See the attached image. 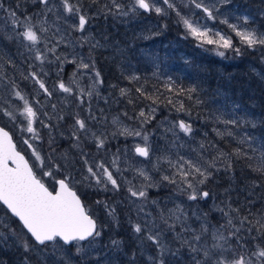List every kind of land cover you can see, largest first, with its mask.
I'll return each mask as SVG.
<instances>
[{"label":"snow or ice","instance_id":"6c2138e0","mask_svg":"<svg viewBox=\"0 0 264 264\" xmlns=\"http://www.w3.org/2000/svg\"><path fill=\"white\" fill-rule=\"evenodd\" d=\"M38 2L44 5L45 15L52 14L57 21H63L66 26L70 27L72 32L81 34L82 39L79 42L81 48L89 44L90 38L83 34L94 17L85 14L80 0H38ZM218 2H227V0H127V3H124V0H110V3L105 6V11L108 16L119 17L154 12L161 18H170L174 13L175 25L184 29L185 37L190 36L196 39L201 47L215 46L220 56L225 55V51H219L220 48L231 50L236 56L241 55L244 48H264V33L249 27V17L247 15L242 18L236 17V23H230L227 18L219 19ZM16 7L18 8L19 5L17 4ZM0 11L6 14L5 21L14 33V38L27 42L24 46L34 52L35 61L40 62L41 65L57 64L60 72H63L66 64L75 66L70 82L65 83L64 80L58 79L53 90H49L37 72H30L23 79L30 78L34 84L39 85V89L49 99L57 94V90L59 93L66 94L64 104L69 107H71L70 101H75L77 107H81L85 103V97L90 100L94 95H99L96 86L103 84V79L100 71L96 70L95 61L84 56L82 52L78 56L73 55L72 59H69L67 54H58L61 44L70 43L75 49V42L65 41L64 38L65 35H71V33H61L57 28L59 35L54 38V41H42L40 33L49 31L43 26L46 21L33 23L32 16L22 13L18 15L15 9H5L2 3H0ZM208 22H212L211 25ZM217 22L225 25L227 31L216 27ZM234 40H238V44L234 43ZM41 43L44 45L43 48L38 47ZM102 46L99 41H96L90 44L89 48L91 51ZM49 54H51V59ZM42 74L48 75V73ZM77 76L87 77L92 81L87 90L80 87ZM128 79L138 80L139 77L132 75ZM9 84L11 86L10 95L22 101V107L13 115L6 107L0 105V113L8 116L14 123L19 118L22 131L31 133L32 140L41 139L33 126L39 120L37 109L18 90L15 81H8L5 86ZM169 90H171V84H169ZM136 91L141 96H145L141 88H137ZM185 91L191 99V94L195 89L181 88L179 90L180 93ZM120 94L126 95L127 89H120ZM145 98L152 99V97ZM129 103L132 101L129 100ZM51 107L55 114L57 105L52 104ZM88 111L87 119L81 118L79 113L56 116L58 122L68 119L72 121L69 138L73 141L72 147L80 152L79 162L83 165L82 171L86 170L82 181L74 182L71 172L68 175L60 172L61 167L72 168L77 163L76 160H69L67 154H62L61 159L65 161L64 165L53 164L51 156L47 158L46 163L45 158L33 147V144L29 140L24 141L32 149L35 159L40 162L39 168L44 177L53 176L56 173L61 175L62 178L56 180L58 187L52 191H49L41 179L37 178L33 168L29 167L28 161L15 151L9 133L0 128V203L6 206L13 217L18 218L22 226L21 230H26L20 242V247L25 253L24 264H31L29 253L36 254L41 264H49V260L51 264H74L76 257H79L81 264H112L111 259L104 254V249L99 244L102 239V229L97 226V220L86 209L81 196L73 188L83 183L86 187L94 186L105 192L109 188L114 192H119L122 184L118 182L114 173L119 174L120 180H123L124 172L127 170L134 171L135 175L144 181L139 188L129 181L127 196L130 205H138L137 219L136 221L129 219V227L140 241L138 247L142 251L151 252L146 264H181V260H184V264H264V217L256 220L254 225L249 217H243L237 222L236 217L232 215L237 210L228 205L229 211L217 208L226 218V222L214 226L209 222L208 214H200L197 209L191 214L196 217L200 227L193 228L188 223L189 215L183 204L167 208L166 205L161 206L159 201L153 200L151 205L156 210L155 214L145 211V205L148 203L147 190L159 187L163 183L175 186L182 196L187 194L188 201L206 200L210 193L200 191V187L211 178L212 169L215 168L214 162L204 165L200 161L194 162L184 156L173 160L170 155H162L157 157L153 168L162 171L163 165L167 164L171 174H162L160 181L154 182L153 176L146 168H133L131 164H128L126 169H122L120 167L122 159L119 154H113L108 164L104 160L90 161L92 154L85 152L83 145L91 141L99 151L106 147L108 137L103 133L98 135L89 127L88 120L96 121L97 117L92 113L91 107ZM155 111L154 108L151 109L148 115L143 109L139 112L141 128L152 118ZM176 111H184L182 103ZM43 115L49 116L47 112ZM50 121L51 117H49V122L40 120L41 126L53 127ZM23 122H26V128ZM113 123L118 124V119L114 118ZM227 123L235 124L236 121H227ZM176 126L184 135L192 134L190 123L180 120ZM63 135L64 133H61V136ZM119 135L141 137L144 142L143 146L137 144L134 149L135 154L150 159L151 148L148 144V134L140 130L122 128ZM49 143H53L51 138ZM200 148L203 150L204 145ZM236 151L239 153L240 150ZM9 162H11V167ZM123 162L127 164V161ZM45 167L48 168L47 171H43ZM229 167H231L230 164ZM96 203L103 204L106 214L118 222L117 206L110 205L107 201L98 200ZM246 226V235L252 241L251 246H249V240L241 235ZM2 227L9 229L10 234L17 241H21V237L16 236L15 229H10L7 224H3ZM253 232L257 235L253 236ZM169 236L172 237L171 240L168 239ZM7 240L8 235L0 232V244L6 243ZM174 242L178 244L175 249L171 247ZM233 242H235V247ZM121 244L120 240H111L110 250L119 251ZM70 248H74V253L69 251ZM135 255L133 253V256Z\"/></svg>","mask_w":264,"mask_h":264},{"label":"rangeland","instance_id":"374dc122","mask_svg":"<svg viewBox=\"0 0 264 264\" xmlns=\"http://www.w3.org/2000/svg\"><path fill=\"white\" fill-rule=\"evenodd\" d=\"M0 3L3 4L5 9H15L18 15L22 13L23 15L32 16L33 23L46 21L43 26L48 28L49 31L40 33L42 41H54V38L59 35L56 31L57 28L60 29L61 33H71V35H65L64 38L65 41L75 42V49L70 43L61 44L58 48V54H67L68 58L72 59L73 55L78 56L82 52L84 56L95 61L96 70L100 71L103 79V84L96 86L99 95H94L90 100L85 97V103L81 107H77L75 101L69 102L71 107L64 104L66 94L59 93L58 90L57 94L51 99L47 98L42 90L39 89V85L34 84L30 78L25 80L23 77L30 72H37L49 90H53L58 79L64 80L65 83L70 82L75 66L66 64L63 72H60L57 64L49 65L45 63L41 65L40 62L35 61L34 52L29 51L24 46L27 42H21L19 39L14 38V33L5 21L6 14L0 11V104L12 112L13 115L22 107L23 102L16 100L10 95V84L5 86L8 81H15L18 85V90L37 109L39 120L33 126L38 127L36 131L39 136L42 132L43 138L32 140L31 133L21 130V120L19 118L14 123L8 116L0 113V120L5 124L2 125L11 132L13 139L19 146L18 148L25 153L35 173L39 178L41 177L45 180L44 183L51 190L56 187V180L62 178L61 175L56 173L53 176L44 177L39 168L40 162L35 159L32 149L24 141L29 140L33 147L45 158L46 163L47 158L51 156L53 164L64 165L65 161L61 159L62 154H67L69 160H76L77 163L72 168L61 167L60 172L64 175H68L71 172L74 182L82 181L86 170L82 171L83 165L79 162L80 152L72 147L73 141L69 138L72 121L68 119L58 122L56 116H68L72 113H79L81 118L87 119L89 117V107H91L92 113L97 117L96 121L88 120L89 127L98 135L103 133L108 137L106 147L99 151H97L95 144L91 141L83 145L84 151L92 154L89 158L90 161L104 160L108 164L112 160L113 154H119L122 159L120 164L122 169H126L128 164H131L133 168H146L153 176L154 182H159L162 174H171L167 164L163 165L162 171H157L153 168L157 157L162 155H170L173 160L184 156L194 162L200 161L204 165H207L208 162H214L215 168L212 169V173L228 172L227 167H229L230 163L227 160L231 155L225 150L221 137L213 136V132L219 131L220 128L227 124V121H233L246 115L247 119L252 117L251 124L245 130L241 128L236 130L229 129V132H226L225 135H233L237 141H248L249 144L256 140L257 144L253 143V145H258L260 136L254 130L257 122L256 116L251 109H235L237 106L232 99L219 96L220 92L216 96L218 91H215L211 96L205 94L199 96L201 99L205 98V100L201 101V104H204L203 108H207L205 114H196L195 111L190 112V114L186 108L181 112L171 109L168 112H164L159 109L158 105L149 103L140 106V102H136L134 94L128 95L130 93L129 87L131 86L125 84H129L130 80L128 77L132 75L146 79H149L150 76L163 79L164 87L168 91V85L175 80V77L172 76L175 69L178 68L176 67V61L194 62L191 59V54L183 52V50H188L192 53V56L197 53L202 57L212 56L216 59L217 64H220V62L227 64L239 61L233 57V51L220 48L219 51H225V55L220 56L217 54L215 46L205 45L201 47L196 39L190 36L185 37L182 27L167 24L166 20H172L175 24L174 13L170 18H161L154 12L143 15L130 14L128 17L108 16L106 15L105 6L110 3V0H80V5L83 7L85 14L94 17L83 34V36L90 38L89 44L81 48L79 43L82 39L81 34L72 32L70 27L66 26L63 21H57L52 14L45 15L46 9L38 0H0ZM124 3H127V0H124ZM17 4L19 5L18 8L16 7ZM217 8L219 10V19L227 18L230 23H236V17L242 18L247 15L249 17V27L264 33V9L260 5H246L235 0H227V2H218ZM208 23L211 25L212 22ZM165 25L167 26L165 27ZM216 27L227 31L226 26L220 25L218 22ZM20 30L22 31L23 29ZM175 30L176 33L171 36L172 38L163 41V32L168 37L166 32H174ZM96 41H99L103 46L90 51L89 45L96 43ZM43 46V43L38 45L40 48H43ZM257 53L264 55V48H261ZM49 58L51 59V54H49ZM262 59L263 62L258 61L261 66L264 63V58ZM249 64L255 75L264 83V69L254 65L251 61ZM42 73H48V75L45 76ZM110 73H115L116 82H107L108 80L105 79V76L108 78L107 75ZM120 74H123V77L120 78ZM191 75L188 82L194 79V73H191ZM76 79L79 80L80 87L86 90L92 84V81L87 77L77 76ZM120 79H123L121 84ZM188 85L195 86L196 84L188 83ZM137 86L138 84L136 83ZM122 88L127 89V94L124 96L120 94V89ZM161 91L166 92L165 90ZM129 100L132 103H129ZM52 104L57 105L55 114L51 107ZM153 108L156 111L152 114V118L143 124L141 128L139 112L143 109L148 115ZM44 112H47L49 116H44ZM184 113H187V115ZM49 117H51L50 123L53 127H42L40 120L49 122ZM114 118L118 119V124L113 123ZM180 120L191 124L193 131L190 136H186L179 131L176 125ZM203 125H208L209 130L205 131ZM23 126L26 128V122H23ZM122 128L140 130L148 134V144L151 148L150 159L135 154V146L137 144L143 146L142 138L119 135ZM14 131L19 135V139L14 138ZM61 133H64V135L61 136ZM44 137L45 143H42L41 141ZM50 138L53 141L51 144L49 143ZM201 145H204L203 150L200 148ZM123 161H127V164ZM47 170V167L43 169V171ZM114 175L118 182L122 184L119 192H114L111 188L105 192L94 186L86 187L83 183L78 184L74 189L83 197L81 199L86 209L97 220L98 227L102 229V239L99 244L103 247L104 254L111 259L112 264H146L151 252L142 251L138 247L140 241L129 227V219L132 221L137 219L136 208L138 205H130L127 196V188L130 186L129 181L133 182L137 188L141 187L144 181L136 176L132 170L124 172L123 180H120L119 174L114 173ZM214 182L218 181L214 180ZM206 184L208 185L207 182ZM147 191L148 203L145 205L146 212L151 211L155 214L156 210L151 205L153 200L159 201L161 206L166 205L167 208H172L176 204H183L189 215L188 223L193 228L200 227L196 217L191 214L193 210L198 209L200 214H204L203 207L205 206L208 209L209 222L214 226H219V215L218 213L214 214V212H220L217 208H224L225 211H229L228 205H232L231 201L234 196L235 198L237 197V195L228 196L231 192L228 189L217 190L212 193L210 192L211 189L206 185L201 186L200 191H208L210 196L206 200H198L196 202L188 201L186 198L187 194L180 195L175 186L167 183H163L159 187L149 188ZM98 200L107 201L110 205L117 206L118 222L106 214L103 204L98 205L96 203ZM9 216V212L0 204V232L8 235L7 242L0 244V250L2 252L9 250L10 254H13V264H24L25 253L23 248L20 247V242H22L26 230L22 231V226H20L19 222L16 219L17 222H15ZM3 224L9 225L10 229H15L16 236H20L21 241H17L10 234L9 229L3 228ZM246 228L247 226L245 230ZM113 239L122 241L119 251L110 250V241ZM168 239L171 240L172 237L169 236ZM233 246L235 247V242H233ZM171 247L175 249L178 244L174 242ZM69 251L74 253V248H70ZM131 251H136L137 254L135 253L136 255L133 256ZM28 255L31 256V264H41L36 254L29 253ZM1 263L2 260H0ZM49 264H51L50 260ZM74 264H81L79 257L75 258ZM181 264H184V260H181Z\"/></svg>","mask_w":264,"mask_h":264},{"label":"trees","instance_id":"16d2710c","mask_svg":"<svg viewBox=\"0 0 264 264\" xmlns=\"http://www.w3.org/2000/svg\"><path fill=\"white\" fill-rule=\"evenodd\" d=\"M235 1L238 3H245L246 5H260L261 8L264 9V0ZM166 22L170 26L175 25L172 20H166ZM166 33L168 37L165 36V32H163L164 35L162 34V37H164L163 41L172 38L171 36H174L176 30ZM234 43L238 44V40H234ZM260 50L261 48H244L242 54L239 56H236L233 52V57L239 61L227 64L225 62L217 64L216 59L212 56L202 57L199 56L198 53L192 56L191 52L183 50V52L191 54V59L194 60V62L176 61V67L178 68L173 72L174 75L172 77H175V80L170 83V91H167L164 87L163 79L152 76H150L149 79L139 77L137 81L133 80L130 81L129 84H125L131 86L129 87L130 93L128 95L134 94L135 100L136 102H140V106L149 103L158 105L159 109L164 112H168L169 109L176 110L182 103L189 113L195 111L196 114H205L207 108H203L204 104H201V101L205 100V98L201 99L199 96L201 94L211 96L215 91H218L216 96H218L220 92L219 96L232 99L237 106L235 109H251L252 113L256 116L255 119L257 122V126L254 130L257 131V134L260 136L258 145H253V143L257 144L256 140L249 144L248 141H237L233 135H225L226 132H229V129L236 130L241 128L245 130L251 124L252 120V117L251 119H247V115L233 120L236 121L235 124L227 123L220 128L219 131L213 132V136L221 137L220 139L223 142L225 150L230 153L231 157L227 162L230 163L231 167H227V170H229L228 172H214L207 181L208 185H205L211 189L210 192L212 193H215L217 190L221 191L222 189L231 190L228 196L237 195V197L235 198L234 196L231 201V208L237 210L233 212V216L236 217L237 221H239L240 218L249 217L253 225L256 220L264 217V83L255 75L249 64L251 61L254 65L264 69V63H262L263 67L258 63V61L263 62L262 58H264L263 54L257 53ZM191 73H194V79L188 82L192 76ZM107 76L108 78L105 76V79L108 80V83L116 82L115 73H110ZM121 77H123V74H120V78ZM124 77L127 78L125 75ZM123 79H120V84ZM136 83L138 84L137 87ZM188 83H194L196 85L190 86ZM136 88H141L145 96H141L135 91ZM181 88L185 90L194 88L195 91L191 94L192 98H188L187 91L180 93L179 90ZM161 90H165L167 93ZM145 97H152V99ZM169 101H171V103H169ZM197 101H199V103H197ZM184 114L187 115V113ZM0 123L5 125L1 120ZM34 128L38 130V127L34 126ZM203 128L205 131L209 130L208 125H203ZM13 135H15L14 138L19 139V135L16 134L15 131ZM40 137L41 139L43 138L42 132L40 133ZM41 142L45 143V137ZM237 149L240 150L239 153H237ZM42 180L43 182L45 181L44 179ZM214 180L218 182L215 183ZM221 202L223 203V201ZM203 211L207 213L208 209L204 206ZM216 213L219 215L220 224L226 222V218L221 212H214V214ZM9 217L17 222L13 216L10 215ZM246 233L247 228L241 235L249 240V246H251L252 241ZM252 235L255 236L257 233L253 232ZM131 252L137 254L136 251ZM0 260H2L1 264H5L6 262V264H13V254H10L9 250L4 252L0 250Z\"/></svg>","mask_w":264,"mask_h":264},{"label":"water","instance_id":"95a60500","mask_svg":"<svg viewBox=\"0 0 264 264\" xmlns=\"http://www.w3.org/2000/svg\"><path fill=\"white\" fill-rule=\"evenodd\" d=\"M0 128H3L5 131H7L8 133H9V136L11 137V142H12V144L15 146V151H17V152H19L20 153V155L21 156H23L24 157V159L26 160V161H28V164H29V167H32V165H31V163H30V161L28 160V158L26 157V155L21 151V150H19L18 149V147H17V145H16V142H15V140L13 139V136H12V134L10 133V131L7 129V128H5V127H3L2 125H0ZM9 166L11 167L12 165H11V162H9ZM34 171V170H33ZM37 178H39L38 176H37ZM40 179V178H39ZM58 180V179H57ZM41 182H42V180H41ZM42 183H44V182H42ZM45 184V183H44ZM45 186L46 187H48L46 184H45ZM56 187H58V185L56 184ZM48 189H49V191H52L49 187H48ZM73 190L74 191H76L74 188H73ZM79 195V194H78ZM83 202V201H82ZM2 206H4L2 203H0ZM4 208L7 210V208H6V206H4ZM8 211V210H7ZM9 212V211H8ZM9 214L11 215V213L9 212ZM12 216V215H11ZM15 218V217H14ZM17 221H18V218H15ZM19 222V221H18ZM97 226H98V223H97ZM30 235V234H29Z\"/></svg>","mask_w":264,"mask_h":264},{"label":"bare ground","instance_id":"6f19581e","mask_svg":"<svg viewBox=\"0 0 264 264\" xmlns=\"http://www.w3.org/2000/svg\"><path fill=\"white\" fill-rule=\"evenodd\" d=\"M0 125H2L1 123H0ZM3 126V125H2ZM4 127V126H3ZM6 128V127H5ZM11 133V132H10ZM60 179V178H59ZM221 183V182H220ZM49 187V186H48ZM56 188V187H55Z\"/></svg>","mask_w":264,"mask_h":264}]
</instances>
